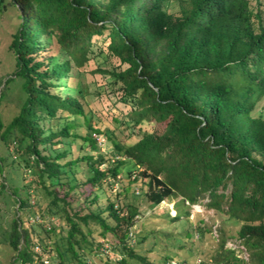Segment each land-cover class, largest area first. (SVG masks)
<instances>
[{"label": "trees", "instance_id": "1", "mask_svg": "<svg viewBox=\"0 0 264 264\" xmlns=\"http://www.w3.org/2000/svg\"><path fill=\"white\" fill-rule=\"evenodd\" d=\"M252 1L0 0V11L12 6L21 18L10 49L13 76L23 79L26 93L8 123L0 117V141L14 146L34 176L28 186L45 200L37 207L34 193H14L17 211L28 214L9 228L11 264H33L36 245L53 264H95L104 256L107 264H171L172 257L159 262L137 249L145 241L133 232L139 209L125 203L123 192H108L129 163L152 207L179 199L172 222L189 218L187 202L206 199L209 209L241 224L249 261L222 240L220 264H264V110H257L264 98V11ZM103 36L99 54L118 64L99 70L131 106L119 123L137 136L132 143L98 127L72 92V68L89 62ZM80 116L85 135L71 131ZM94 133L113 143L111 153L100 150ZM71 137L81 142L75 156L64 149ZM3 169L0 156L1 178ZM36 215L45 221L27 226Z\"/></svg>", "mask_w": 264, "mask_h": 264}, {"label": "rangeland", "instance_id": "2", "mask_svg": "<svg viewBox=\"0 0 264 264\" xmlns=\"http://www.w3.org/2000/svg\"><path fill=\"white\" fill-rule=\"evenodd\" d=\"M252 3L257 7V0H253ZM259 4L264 11V0H259ZM20 22L19 11L15 7L8 6L0 11V95L1 91L3 92L0 98V117L4 123H8L18 113L26 98L23 79L13 76L16 62L15 55L10 49L11 42L20 28ZM104 39L106 36L96 38L99 42L94 45V52L88 63L81 68L76 65L72 68L70 72L72 92L82 97L87 116L92 117V121L98 127L104 130L112 129L115 141L132 143L137 140V136L130 135L129 125L119 123L126 119V113L130 111L131 106L118 99L115 88L108 84L111 80L110 76L99 70H113L118 64L117 61L99 54V47ZM58 48V44H53L52 49L55 53H58ZM9 78L10 80L7 81ZM79 89L81 92H78ZM257 110L259 112L264 110V98L258 102ZM76 119L77 126L71 130L72 133L85 135L88 130L85 117L80 116ZM100 137L101 143L98 142L100 150L111 153L114 148L113 143L106 135ZM69 140L72 146L66 143L64 149L71 148V154L75 156L81 147V142L72 137ZM0 156L4 158L5 175V178L0 177V264H11L14 250L8 242L9 228L18 215L25 217L28 214V210L17 211L18 203L14 193L25 199L30 198L31 193H34L37 207H43L45 200L35 190V186H28L34 176L21 161L14 146L8 148L0 141ZM134 169L132 163L122 166V180L108 192L112 197L120 191L123 192L125 203H134L139 209L137 223L133 228L134 235L145 237L143 243L136 244L139 251L147 253L159 262L172 257L173 261L178 263L181 261L185 264H220L217 260L218 251H221L220 244L224 240L226 248L236 249L241 258L249 261V252L238 238V230L241 227L239 222L224 212L209 209L205 205L206 199L202 203L192 205L187 202V206L182 210L189 211V218L185 215V219L172 222L168 215L172 217L177 214L179 199H167L158 206L152 207L143 196L145 187L142 180L140 178L135 180L129 173ZM79 179L81 181L86 179L82 169L79 171ZM3 182H6L8 188H3ZM53 220L58 225L59 221L55 218ZM44 225H49V222ZM99 233V229L94 230L97 239H100ZM108 253L110 260H114L115 256ZM106 258L107 256L103 259L96 257L93 261L95 264H107Z\"/></svg>", "mask_w": 264, "mask_h": 264}, {"label": "built area", "instance_id": "3", "mask_svg": "<svg viewBox=\"0 0 264 264\" xmlns=\"http://www.w3.org/2000/svg\"><path fill=\"white\" fill-rule=\"evenodd\" d=\"M95 138L97 139V142L101 143V134L94 133ZM36 200L34 197L31 199V203L35 204ZM45 220L41 218L39 215L32 216L26 224H33V223H42ZM36 258L33 264H53V260L51 255L48 254L40 245H36L34 248ZM57 264V263H56ZM171 264H177V262L173 261Z\"/></svg>", "mask_w": 264, "mask_h": 264}]
</instances>
